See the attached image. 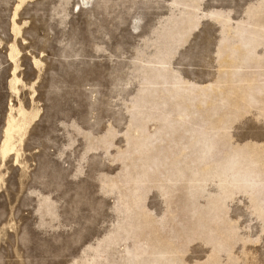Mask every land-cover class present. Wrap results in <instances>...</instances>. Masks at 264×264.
I'll list each match as a JSON object with an SVG mask.
<instances>
[{"label": "rangeland", "instance_id": "obj_1", "mask_svg": "<svg viewBox=\"0 0 264 264\" xmlns=\"http://www.w3.org/2000/svg\"><path fill=\"white\" fill-rule=\"evenodd\" d=\"M19 111L0 264H264V0H0Z\"/></svg>", "mask_w": 264, "mask_h": 264}, {"label": "bare ground", "instance_id": "obj_2", "mask_svg": "<svg viewBox=\"0 0 264 264\" xmlns=\"http://www.w3.org/2000/svg\"><path fill=\"white\" fill-rule=\"evenodd\" d=\"M23 1L24 0H21V2ZM14 30L16 32L19 31V28L16 25V23L14 24ZM16 53H17L16 46L13 45L11 48V57L15 58ZM17 81H18L17 77L14 74L13 79L11 81V87L14 91H17V88H16ZM19 114L21 115V119H16L13 115H10L8 127L5 132V139H4L2 146L0 147V154L2 155L3 158H5L11 151L15 149L14 139H15L16 134H19L21 131H23L25 129V126L28 124L26 113L19 111ZM30 116L31 115H29V117Z\"/></svg>", "mask_w": 264, "mask_h": 264}]
</instances>
